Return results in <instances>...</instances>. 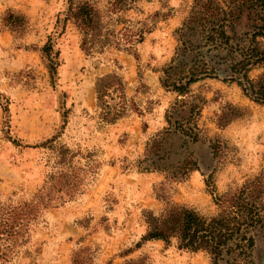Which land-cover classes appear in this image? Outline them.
I'll return each instance as SVG.
<instances>
[{
  "label": "rangeland",
  "instance_id": "obj_1",
  "mask_svg": "<svg viewBox=\"0 0 264 264\" xmlns=\"http://www.w3.org/2000/svg\"><path fill=\"white\" fill-rule=\"evenodd\" d=\"M93 1L108 44L86 56L78 31L63 27L67 0H0V209L29 201L62 172L77 185L32 223L9 264H72L81 249V264H210L174 241L135 249L144 216L163 209L154 188L214 216L215 197L264 173V106L216 67L201 24L186 25L209 15L200 6L210 0H134L117 14L108 13L111 0ZM226 1L214 5L226 11ZM8 13L24 16V29L12 32ZM48 41L58 52L52 79L41 52ZM192 68L206 72L184 93L173 91ZM112 74L122 86L98 105L96 82ZM121 103V116L101 119ZM56 135L52 150L40 147ZM251 255L264 264V239Z\"/></svg>",
  "mask_w": 264,
  "mask_h": 264
},
{
  "label": "trees",
  "instance_id": "obj_2",
  "mask_svg": "<svg viewBox=\"0 0 264 264\" xmlns=\"http://www.w3.org/2000/svg\"><path fill=\"white\" fill-rule=\"evenodd\" d=\"M132 2L134 0H111L108 2V13L117 14L122 11L119 6H128ZM226 2V11L218 3L214 5V0L206 2L200 8L210 12L209 15H203L198 20L192 16L186 25L195 22L201 24L202 30L206 31L205 43L217 52L213 57L217 60L214 61L216 67L224 66L222 73L230 77L228 80L236 83L251 101L264 106V0ZM63 15V27L70 23L80 34V49L84 55L92 56L96 49V52L102 51L107 43L104 37L107 34H102V13L93 0H67ZM243 18L244 29L237 32L236 27ZM3 22L15 32L24 29L26 19L22 15L8 13ZM52 50L49 41L41 48L51 79L58 60V52L53 53ZM217 68L211 71H218ZM255 69L261 70V73L251 80L248 74ZM197 72L206 70L192 68L184 85L169 86L182 94L188 85L196 82L192 76ZM110 80H114V83H108ZM161 84L168 88L165 81ZM121 86V80L115 74L99 79L96 82L98 105L109 94L108 91L112 89L111 93H115V88ZM123 104L118 109L100 114L101 119L111 122L121 116L125 111ZM3 111L6 113L7 109L3 108ZM181 134L185 135L183 132ZM57 137L53 136L40 147L52 150ZM62 174L57 178L60 180H53L50 175L45 185L29 201L0 209V264H9L17 249L27 243L32 223H37L47 207H54L71 198L77 185L67 174ZM162 186L160 184L159 188ZM157 192L158 189L154 188L155 197L163 202V209L158 214L148 212L144 216L146 232L135 249L146 242L161 241L169 246L174 241L178 250L205 253L210 264H253L251 253L257 239H264V173L245 181L239 188L215 197L217 209L211 217H204L194 209L173 203ZM84 250L72 254V264L82 263L78 253Z\"/></svg>",
  "mask_w": 264,
  "mask_h": 264
},
{
  "label": "flooded vegetation",
  "instance_id": "obj_3",
  "mask_svg": "<svg viewBox=\"0 0 264 264\" xmlns=\"http://www.w3.org/2000/svg\"><path fill=\"white\" fill-rule=\"evenodd\" d=\"M256 247V246H255ZM255 249V248H254Z\"/></svg>",
  "mask_w": 264,
  "mask_h": 264
}]
</instances>
